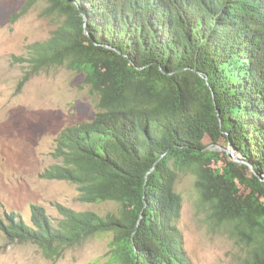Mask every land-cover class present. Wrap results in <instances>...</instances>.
I'll list each match as a JSON object with an SVG mask.
<instances>
[{
	"label": "trees",
	"instance_id": "16d2710c",
	"mask_svg": "<svg viewBox=\"0 0 264 264\" xmlns=\"http://www.w3.org/2000/svg\"><path fill=\"white\" fill-rule=\"evenodd\" d=\"M47 2L60 22L17 57L25 79L66 64L85 74L97 109L59 133L56 162L41 176L76 184L84 202L119 208L56 203L52 215L32 203L29 221L0 215V232L53 261L112 231L111 261L192 264L176 188L180 173H191L208 220L243 247L242 264H264V0Z\"/></svg>",
	"mask_w": 264,
	"mask_h": 264
},
{
	"label": "rangeland",
	"instance_id": "374dc122",
	"mask_svg": "<svg viewBox=\"0 0 264 264\" xmlns=\"http://www.w3.org/2000/svg\"><path fill=\"white\" fill-rule=\"evenodd\" d=\"M27 2L0 0V215L17 211L29 221L32 203L52 215L58 214L56 203L100 214L117 212L116 202H84L76 184L41 176L56 162L52 156L56 137L66 126L91 119L97 101L85 74L66 64L25 79L28 67L17 57L26 56L34 42L47 40L60 22L57 11L47 9V0H39L21 15ZM223 148L241 160L231 146ZM195 179L191 173H180L176 187L183 197L178 227L191 263L242 264L243 247L226 226L208 220ZM112 237V231L98 233L53 261L36 243L11 241L0 232V264H121L110 260Z\"/></svg>",
	"mask_w": 264,
	"mask_h": 264
},
{
	"label": "water",
	"instance_id": "95a60500",
	"mask_svg": "<svg viewBox=\"0 0 264 264\" xmlns=\"http://www.w3.org/2000/svg\"><path fill=\"white\" fill-rule=\"evenodd\" d=\"M230 155H231V153H230Z\"/></svg>",
	"mask_w": 264,
	"mask_h": 264
}]
</instances>
